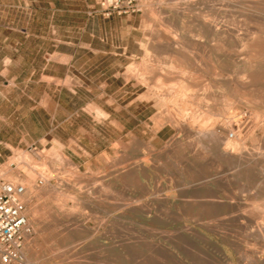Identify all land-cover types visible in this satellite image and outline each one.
I'll return each instance as SVG.
<instances>
[{"label": "rangeland", "instance_id": "374dc122", "mask_svg": "<svg viewBox=\"0 0 264 264\" xmlns=\"http://www.w3.org/2000/svg\"><path fill=\"white\" fill-rule=\"evenodd\" d=\"M254 1L264 3V0ZM97 3L98 0H0V173L12 181L13 178L5 175V171L8 168L17 171L20 163V176L24 177L23 175L26 173H31L35 178L33 180H36L35 185L38 191L36 194L44 193L40 196L34 194L32 203L27 205L30 234L26 239L32 240L25 239L24 249L26 250L23 249V255L31 261L28 263L23 257V261L16 264H101L102 262L104 264L106 261L108 264H153L155 261L157 264H161L162 262L153 258H158L159 254L163 253L167 256L163 254L162 256H165L163 259L160 256L163 262H166L164 264H254L253 262L256 261L257 264H264V240L256 234V226L264 223V207L262 206L264 204V158H262L264 151L261 149V146L264 149V126H261L264 119L262 117L264 116V100L262 99L264 98V84L259 81L248 90L239 86L240 92L235 89V85L238 88L240 81H246V77L243 75L246 74L247 69V51L241 45L235 46L232 43L223 45L224 43L209 34L205 27L217 16V9L220 11L217 22L221 21L225 26L231 24L229 26L239 28L237 31L242 38L248 34L249 30V34L254 35L253 37L257 39L262 30L264 31V7H254L255 16L247 19L244 0H239V3L237 1L235 8L232 7L233 11L231 6H228L230 4L228 0H140L141 11L139 13L105 18L100 14L93 13ZM161 3L163 4L161 5ZM225 11L226 14H224ZM229 15L230 19L227 18ZM234 16L236 17L234 18ZM257 17L261 19L263 25ZM195 27L198 30L201 28L202 31L196 30ZM163 30H166V33ZM153 34L154 36H152ZM157 35H160L161 38L155 39ZM150 37L154 44L151 42L152 39L149 40ZM160 40L166 44L161 46ZM170 42H174V44L170 45ZM218 42H221L220 46ZM174 45L180 48L175 47L176 49L173 48V51ZM156 46L160 49L159 51H156ZM165 46L168 50L162 51ZM221 46H224L225 50L221 49ZM217 47L221 50H217ZM181 51L184 53L182 54ZM259 54L255 52L252 57L254 61H249L254 64V69L261 73L264 68V61L261 60H264V56L262 58V55ZM209 59L211 61L208 63ZM177 65L181 67L177 68L178 70L175 68L178 67ZM185 65L188 66V69L184 68ZM182 68L183 72H181ZM128 71L130 74L135 73L134 76L131 75L133 77L129 78L126 75ZM146 72L149 78H145ZM238 72L241 74L238 75ZM172 74L183 80L178 78L175 81L177 78ZM232 74L235 76L233 77ZM236 75L237 78L239 76L240 81ZM159 76L163 79H158ZM169 76L171 79L167 78ZM228 76L232 79L227 80ZM142 78L145 79V82ZM154 78L159 80L156 81L157 84L153 83ZM174 78L175 80L172 81ZM196 79H198L197 84H195ZM193 80L194 83H192ZM139 81L144 84L142 85ZM146 81L150 83H146ZM228 82L230 85H227ZM53 83L59 89L64 88V90L62 94L49 98L45 92L47 86ZM145 83L148 84V88ZM158 84L162 90H159ZM203 84L205 87L207 86V89L202 86ZM184 86H187L184 88L186 91L183 90ZM228 86H232L231 89H235L237 92L234 94L235 91L233 92L231 89L229 91ZM253 88L258 91L255 92L252 90ZM175 89L180 92L184 91L183 93L178 92L182 97L176 93ZM251 90L256 93L254 94L259 99H255L253 93L250 94ZM154 91L156 96L151 93ZM166 91L169 97L166 95ZM231 91L232 93H230ZM168 92H173V95ZM259 92H262L261 95ZM186 94L187 96L190 94L191 97H186ZM157 96L159 99L156 98ZM176 98L179 101H174ZM167 100L170 101L167 103ZM172 100L178 105H175L176 103L174 104ZM180 100L182 101L180 102ZM194 100L196 104H199L195 105L194 103V106L192 104ZM254 100L263 102V105ZM183 101L188 102V105L186 103V106ZM204 101H207L210 106H207L206 102L203 103ZM211 101L216 102V105ZM246 101L247 104H245ZM172 104L177 107L174 108ZM182 107H185V110H182L183 113L181 112ZM200 108L202 109L200 110ZM179 109L180 112H177ZM97 110L102 111V117L98 115ZM206 110L210 111L208 112V114L210 113L209 117ZM184 111H188L185 112L187 115ZM224 112L228 116H218V113L221 115ZM248 112L252 113V116ZM170 113H175V115L179 113L177 114L179 117L188 118L189 120H187L191 124L196 123V118L198 122L196 124H203V122L216 124L218 121L219 123L216 125L219 127L223 126L222 122L223 124L225 122L226 124L244 122L243 127H247L257 121L255 123L261 127L250 130L247 135L249 139L247 136L245 139V147L248 159L261 151L263 152L260 154L261 157L259 154L257 155L262 158L263 167L253 166L251 170L243 171L236 165L218 159V154L208 150V146L197 140V135L175 130L170 125L161 126L158 121L161 120L163 123L166 115ZM195 113L198 114H196L197 117ZM257 113L258 116L261 115L262 120L260 116H257ZM189 114L190 117H186ZM241 115H244V118ZM255 115L256 117H254ZM216 116L218 119L219 117L223 118L219 119L221 122ZM249 117H252V122ZM208 118H211L210 122ZM160 127L163 128L160 129ZM223 127L219 130L221 131ZM152 129L156 132H152ZM252 132L253 134L250 135ZM195 139L200 142L199 145ZM253 139H255L254 142ZM252 142L258 143V146L254 144L252 147ZM188 143L191 145L190 147L187 145ZM259 144H261L260 147ZM201 145L204 147L202 148ZM128 146L130 147L127 149ZM117 147L119 148L116 149ZM195 148L198 149L195 150L196 152L201 151L198 153L199 155L195 153ZM254 148L256 151H253ZM201 149L207 150L206 153V150L203 151L206 155L202 153ZM171 150L172 153H168ZM249 152L253 153L249 154ZM167 153H171L170 156ZM208 154L209 156H207ZM205 156L208 157V160ZM104 157L108 158V161ZM202 158L204 159L201 160ZM124 163L127 164L123 166ZM211 164H214V168ZM216 169L218 173L215 171ZM47 180L49 181L47 182ZM58 184L60 185L57 186ZM208 188L218 191L220 199L217 201L222 202V206L212 208L205 205L204 200H207L205 196L208 195L206 194ZM52 193L53 196H51ZM195 193L197 196H194ZM42 198L43 200H40ZM250 198H252L251 201ZM190 199H192L191 202H189ZM52 201L59 202L56 204ZM199 201L202 203L199 204ZM39 204L40 207H37ZM65 204H68L67 207ZM31 205H36L35 209L46 205L47 209L43 206L37 214ZM59 207H63L65 210H61L62 208ZM73 207L76 208V211L73 210ZM126 207L127 209H125ZM43 208L44 210H42ZM246 208L251 210L248 211ZM59 209L63 212H59ZM216 209L221 212H216ZM48 210L50 214L47 212ZM244 211L247 214L243 215ZM41 212L45 214L43 213L42 216ZM237 212L239 215H246L245 217L251 219L255 226L252 222L248 224L245 219L237 221L234 216L237 215ZM68 215L73 216L67 218ZM38 217L41 220H38ZM223 218L224 220H222ZM36 219L38 223H33ZM70 226L71 231L68 229ZM59 228L60 230H58ZM247 231L251 237L248 236ZM251 231L252 233H250ZM59 232L61 233L59 234ZM253 233L257 239L252 235ZM139 239H144V241H139ZM255 245L259 249L258 251L254 250ZM48 246L52 250L49 251ZM261 248V253H259ZM236 249L240 251L243 249V251L237 252ZM52 251L53 255H51ZM62 251L65 255L61 254ZM56 253H60L62 257L59 256L60 254L56 257ZM252 254L254 256L250 257ZM31 255L38 256L39 259L34 260ZM242 256L252 262H248L247 258L241 259ZM257 256L259 259H255ZM134 257L137 259L136 262ZM143 258L146 261L144 259L143 262H138V259L142 261ZM98 260L99 262H97Z\"/></svg>", "mask_w": 264, "mask_h": 264}, {"label": "bare ground", "instance_id": "6f19581e", "mask_svg": "<svg viewBox=\"0 0 264 264\" xmlns=\"http://www.w3.org/2000/svg\"><path fill=\"white\" fill-rule=\"evenodd\" d=\"M172 1V0H171ZM176 1V0H175ZM229 1V5L228 6H231V8L233 7V8H235L234 6H235V3L238 1V3H239V0H228ZM161 2H163V1H161ZM171 3V2H170ZM159 4H160V2H159ZM163 3H161V5H162ZM237 4V3H236ZM244 4H245V8L246 9H244L245 10V14H246V16L248 17L247 19H251V18H253V16H255V14L256 13H254L255 11L253 10V8L254 7H259V6H261V7H264V3H262V2H257V1H254V0H244ZM177 5V4H176ZM223 6V5H222ZM149 7V6H148ZM220 7H221V5H220ZM242 7V6H241ZM240 7V8H241ZM257 7V8H258ZM232 8V11L234 10ZM173 9V8H172ZM227 9V8H226ZM237 9V8H236ZM239 9V8H238ZM243 9V8H242ZM256 9V8H255ZM221 10H223V9H221ZM228 10V9H227ZM257 10V9H256ZM151 12L152 11H154V10H150ZM237 11V10H236ZM149 12V11H148ZM150 12V13H151ZM220 11H218L217 9H216V17L212 20V21H210V22H208L207 24H206V30H207V32L209 33V34H211L212 36H214V37H216V38H219L224 44L223 45H226V44H229V43H232V44H234L235 46H239V45H241V46H243L244 47V49L247 51V55H248V62H246L247 63V66H246V74L245 75H243L244 77H246V81L245 82H243V81H240L238 78H239V76H238V78H237V75H236V78L241 82H237L239 85H238V88H237V86L235 85V89H239V86H242L241 88H243V87H245V89H251L252 88V86H254V84L255 83H259V81H262L263 82V84H264V68H262V70H263V72H257L255 69H254V64H251L250 63V61L249 60H253L252 59V57H253V54L255 53V52H258V54L259 55H262L261 57L263 58V56H264V31L262 30V32H261V30H260V32H261V35H260V37H257V39L255 38V37H253L251 34H249V30H248V34L246 35V36H244L243 38L240 36V34H238L239 32V28L238 29H236V28H233L232 26H229V25H231V24H229L228 26H225L223 23H221V21L220 22H217V19H218V13H219ZM244 12V11H243ZM243 12H242V14H243ZM154 13V12H153ZM159 13L161 14V12L159 11ZM212 13V12H211ZM227 12L225 11V13L224 14H226ZM148 14V13H147ZM155 14H156V12H155ZM155 14H154V16H155ZM207 14H208V12H207ZM221 14H223V13H221ZM245 14H243V15H245ZM264 14V13H263ZM150 15V14H149ZM153 15V14H152ZM209 15V14H208ZM239 15V14H238ZM241 15V14H240ZM258 15V14H257ZM256 15V16H257ZM212 16H214V15H212ZM264 16V15H263ZM150 17V16H149ZM236 16H234V18H235ZM239 17V16H238ZM259 17V16H258ZM257 17V18H258ZM148 18V17H147ZM152 18V17H151ZM227 18H229L230 19V15H229V17H227ZM262 18V17H261ZM154 19V18H153ZM153 19H152V21H153ZM158 18H156V20H157ZM226 19V18H225ZM232 19V18H231ZM237 19V18H236ZM239 19V18H238ZM254 19H255V17H254ZM259 19V18H258ZM257 19V21L259 22V20L261 21V19H259L258 20ZM164 20V19H163ZM174 20V19H173ZM173 20H172V22H173ZM200 20V19H199ZM241 20V19H240ZM240 20H238V21H240ZM264 20V19H263ZM148 21V20H147ZM147 21H146V23H147ZM158 21V20H157ZM245 21V20H244ZM154 22V21H153ZM159 22V21H158ZM172 22H171V24H172ZM203 22V21H202ZM201 23V22H200ZM199 23V24H200ZM239 23V22H238ZM247 23V22H246ZM255 23V22H254ZM257 23V22H256ZM255 23V24H256ZM261 24H262V21L260 22ZM264 23V22H263ZM150 24V23H149ZM163 24V23H162ZM161 24V25H162ZM167 24H168V22H167ZM170 24V25H171ZM254 24V25H255ZM161 25H160V27H161ZM165 25V24H164ZM173 25V24H172ZM171 25V26H172ZM234 25V24H233ZM249 25V24H248ZM263 25V24H262ZM159 26V25H158ZM163 26V25H162ZM174 26V25H173ZM199 26V25H198ZM197 26V27H198ZM264 26V25H263ZM160 27H159V30H160ZM166 27H169V26H166ZM178 27V26H177ZM197 27H195V29L196 30H198L197 29ZM204 27V28H205ZM232 27V28H231ZM157 28V27H156ZM162 28V27H161ZM170 28V27H169ZM192 28V27H191ZM254 28V27H253ZM163 29V28H162ZM259 29V28H258ZM158 30V31H159ZM171 30V29H170ZM170 30H168V31H170ZM199 30H201V28L199 29ZM198 30V31H199ZM238 30V31H237ZM148 31V30H147ZM162 31V30H161ZM164 31V30H163ZM192 31V30H191ZM190 31V32H191ZM197 31V32H198ZM202 31V30H201ZM200 31V32H201ZM153 32V31H152ZM165 33H166V30L164 31ZM187 32H188V30H187ZM186 32V33H187ZM200 32H198V33H200ZM154 33V32H153ZM157 33H159V32H157ZM164 33V34H165ZM174 33V32H173ZM177 33V32H176ZM185 33V34H186ZM161 34V33H160ZM169 34H171V33H169ZM191 34V33H190ZM166 35V34H165ZM167 35H168V33H167ZM174 35H175V33H174ZM177 35H178V33L176 34V38H177ZM201 35H203V34H201ZM257 35V34H256ZM151 36V35H150ZM152 36H154V34L152 35ZM168 36H170V35H168ZM191 36H192V34H191ZM194 36V35H193ZM243 36V35H242ZM157 38H161L160 37V35H157V37L155 36V39H157ZM170 38H171V36H170ZM172 38H174L173 36H172ZM152 38L150 37V39L149 40H151ZM175 39V38H174ZM174 39H173V41H174ZM178 39V38H177ZM195 39V38H194ZM202 39V38H201ZM165 40H168L167 38H165ZM153 41V39L151 40V42ZM169 41H170V39H169ZM169 41H167V42H169ZM195 41V40H194ZM198 41V40H197ZM157 42H159V41H157ZM160 42H162L161 43V46H162V44H166V43H163V41H161L160 40ZM196 42V41H195ZM212 42V41H211ZM228 42V43H227ZM153 43V42H152ZM171 43L172 42H170V45H171ZM176 43H177V40H176ZM219 43V42H218ZM221 43V42H220ZM220 43H219V46H220ZM154 44V43H153ZM160 44V43H159ZM172 44H174V42L172 43ZM179 44V43H178ZM177 44V45H178ZM198 44V43H197ZM213 44V43H212ZM156 45V44H155ZM196 45V44H195ZM158 46V45H157ZM156 46V47H157ZM160 46V47H161ZM166 46H168V45H166ZM166 46H165V48H164V50H162V51H166V50H168V49H166ZM171 47V46H170ZM176 47V45H174V47H172V50H173V48H175ZM211 47V46H210ZM158 48V47H157ZM156 48V51L158 50H160L159 48L157 49ZM169 48V47H168ZM176 48H180V47H176ZM175 48V49H176ZM185 48V47H184ZM192 48V47H191ZM212 48V47H211ZM221 49H223V50H225V48H224V46H221L220 47ZM242 48V47H241ZM148 49V48H147ZM166 49V50H165ZM171 49V48H170ZM169 49V50H170ZM198 49V48H197ZM221 49H218V47H217V50H221ZM153 50H155V49H153ZM172 50H170L171 51V53L174 55V53L172 52ZM178 50V49H177ZM180 50V49H179ZM239 50V49H238ZM237 50V51H238ZM174 51V50H173ZM191 51H193V50H191ZM236 51V52H237ZM243 51V50H242ZM182 52V51H181ZM232 52V51H231ZM241 52V51H240ZM245 52V51H244ZM165 53V52H164ZM170 53V54H171ZM176 53V52H175ZM177 53H178V51H177ZM176 53V54H177ZM180 53V52H179ZM184 52H182V54H183ZM188 53H189V51H188ZM193 53V52H192ZM225 53H227V52H225ZM234 53V52H233ZM238 53V52H237ZM162 54V53H161ZM172 54H171V56H172ZM195 54V53H194ZM228 54H230V52H228ZM232 54V53H231ZM246 54V53H245ZM166 55V54H165ZM170 56V55H169ZM179 56V55H178ZM183 56H185V55H183ZM195 56H197L196 54H195ZM238 56V55H237ZM256 56V55H255ZM174 57V56H173ZM187 58H188V56H186ZM240 57H241V55H240ZM259 57V56H258ZM258 57H256L257 59H258ZM185 58V57H184ZM207 58V57H206ZM242 58H243V56H242ZM255 58V57H254ZM262 58H260V59H262ZM189 59V58H188ZM194 59V58H193ZM202 59V58H201ZM257 59H255V60H257ZM151 60V59H150ZM169 60V59H168ZM176 60H178V59H176ZM184 60H186V59H184ZM190 60V59H189ZM188 60V61H189ZM195 60V59H194ZM241 60H243V59H241ZM166 61V60H165ZM173 61V60H172ZM211 60L209 59V61L207 60V62L209 63ZM230 61H232V60H230ZM237 61V60H236ZM254 61V60H253ZM252 61V62H253ZM259 61V60H258ZM261 61H264V60H261ZM261 61H259V62H261ZM205 62H206V60H205ZM160 63H162V62H160ZM174 63H175V61H174ZM174 63H173V65H174ZM179 63V62H178ZM185 63V62H184ZM189 64H190V62H188ZM245 63V64H246ZM250 63V64H249ZM145 64H146V62H145ZM165 64H167V63H165ZM169 65H170V63H168ZM172 64V63H171ZM187 64V63H186ZM188 64V65H189ZM237 64V63H236ZM147 65V64H146ZM163 65V64H162ZM172 65V66H173ZM176 65V64H175ZM211 65V64H210ZM214 65V64H213ZM256 65V64H255ZM137 66V65H136ZM164 66H166V65H164ZM178 66V65H177ZM181 66H182V64H181ZM194 66V65H193ZM192 66V67H193ZM197 66V65H196ZM238 66V65H237ZM138 67V66H137ZM147 68H148V66H146ZM146 67H144V68H146ZM180 66H178V67H175L176 68V70H178L177 68H179ZM187 68L188 66L187 65H185L184 66V68ZM215 67V66H214ZM143 68V69H144ZM172 68V67H171ZM181 68V67H180ZM197 68V67H196ZM142 69V68H141ZM140 69V70H141ZM154 69V68H153ZM156 70H158L157 68H155ZM164 69H166V68H164ZM188 69V68H187ZM228 69V68H227ZM132 70V69H131ZM139 70V69H138ZM139 70V71H140ZM182 70V71H181ZM180 71L181 72H183V68L181 69ZM198 70V69H197ZM215 70V69H214ZM231 70V69H230ZM229 70V71H230ZM238 70V69H237ZM258 70V69H257ZM130 71V70H129ZM127 72V74L126 75H128V77L129 78H131V77H133L134 76V74H130V72H132V71H130V72ZM147 71H149V70H147ZM170 71V70H169ZM171 71H173V70H171ZM179 71V72H180ZM190 71V70H189ZM134 72V71H133ZM161 72V71H160ZM129 73V74H128ZM147 73V72H146ZM152 73V72H151ZM159 73V72H158ZM215 73V72H214ZM235 73H237L236 72V70H235ZM243 73V72H242ZM141 74V73H140ZM161 74V73H160ZM181 74V73H180ZM196 74V73H195ZM198 74V73H197ZM207 74V73H206ZM227 74V73H226ZM239 74H241V72L239 73L238 72V75ZM131 75H133V76H131ZM139 75V74H138ZM150 75V74H149ZM152 75V74H151ZM167 76H168V74H166ZM183 75V74H182ZM136 76V75H135ZM140 76V75H139ZM139 76H137V77H139ZM144 76H146L145 78H149V76H148V73L146 74V75H144ZM148 76V77H147ZM153 76V75H152ZM164 76H165V74H164ZM170 76H171V74H170ZM167 77V78H170L171 79V77ZM172 76H173V74H172ZM177 76V75H176ZM176 76H173V77H176ZM184 76H185V74H184ZM205 76V75H204ZM203 76V77H204ZM225 76V75H224ZM232 76H233V74H232ZM231 76V77H232ZM235 76V75H234ZM233 76V77H234ZM242 76V75H241ZM141 77H143V76H141ZM140 77V78H141ZM221 78H222V75L220 76ZM226 77V76H225ZM127 78V77H126ZM153 78V77H152ZM159 78H162V77H158V79ZM166 77H164V79H165ZM167 78H166V80H167ZM177 79L175 80V78L174 79H172V81L173 80H175V81H177L178 80V78H180V77H176ZM215 78V77H214ZM217 78V77H216ZM240 78H242V77H240ZM263 78V79H262ZM138 79V78H137ZM143 79V81L145 82V79L144 78H142ZM151 79V78H150ZM150 79H148V81H151ZM155 80H154V84H157L156 83V81H157V79L156 78H154ZM163 79V78H162ZM182 78H180V80H181ZM184 79H186L185 77H184ZM189 79V78H188ZM227 79V78H226ZM229 79H232V78H229V76H228V79L227 80H229ZM234 79V78H233ZM244 79V78H243ZM128 81H130V79H127ZM136 80V79H135ZM147 80V79H146ZM153 80V79H152ZM183 80V79H182ZM197 80L198 79H196L195 81H196V83L195 84H197ZM216 80V79H215ZM159 81V80H158ZM157 81V82H158ZM186 81H189V80H186ZM194 80H193V82L192 83H194L195 82ZM201 81V80H200ZM140 82V81H139ZM167 82H169V81H167ZM191 82V81H190ZM204 82V81H203ZM216 82H218L217 80H216ZM230 82V81H229ZM228 82V84L227 85H230V83ZM262 82H260V83H262ZM67 83V82H66ZM141 83V82H140ZM146 83H150V82H147L146 81ZM145 83V84H146ZM164 83V82H163ZM166 83V82H165ZM178 83H179V81H178ZM182 83V82H181ZM180 83V84H181ZM189 83V82H188ZM200 83V82H199ZM198 83V85H200ZM202 83V82H201ZM234 84H236L235 82H233ZM142 85L144 84L143 82L141 83ZM153 84V85H154ZM160 84V83H159ZM159 84H158V87H159ZM205 85L207 84V83H204ZM204 84L202 85V86H204ZM209 84V83H208ZM215 84H218V83H215ZM153 85H152V87H153ZM182 85V84H181ZM185 85V84H184ZM193 85V84H192ZM231 85H233L232 83H231ZM146 87L148 86V84H146L145 85ZM150 86V85H149ZM160 86H161V84H160ZM167 86V85H166ZM169 86V85H168ZM209 86H210V84H209ZM258 86V85H257ZM144 87V86H143ZM155 87V86H154ZM158 87H157V92H158ZM162 87V86H161ZM173 87V86H172ZM191 87H193V86H191ZM205 87V86H204ZM207 87V86H206ZM205 87V88H206ZM218 87V86H217ZM216 87V88H217ZM231 87L232 86H228L227 88H229V91H230V89H231ZM148 88V87H147ZM150 88V87H149ZM166 88H168V87H166ZM184 88H187V86H184L183 87V90H185ZM189 88V87H188ZM199 88H202V87H199ZM219 88V87H218ZM240 88V89H241ZM170 89V88H169ZM171 89H173V88H171ZM178 89V88H177ZM177 89H175V90H177ZM180 89V88H179ZM194 89V88H193ZM202 89H204V88H202ZM207 89V88H206ZM208 89H210V88H208ZM235 89L233 90V89H231L233 92L235 91ZM150 90H151V88H150ZM159 90H162L160 87H159ZM174 90V89H173ZM188 90H190V88L188 89ZM247 90H246V92H247ZM252 90H254L255 91V89L253 88ZM251 90V91H252ZM152 91V90H151ZM172 91V90H171ZM181 91H182V89H181ZM186 91V90H185ZM193 91V90H192ZM197 91V90H196ZM208 91V90H207ZM211 91V90H210ZM222 91V90H221ZM232 91L230 92V93H232ZM239 91V90H238ZM258 90H256L255 92H257ZM264 91V90H263ZM262 91V92H263ZM146 92V91H145ZM150 92V91H149ZM178 92H180L179 90H177L176 91V93H178ZM184 92V91H183ZM183 92H180V93H183ZM198 92V91H197ZM237 91H235L234 92V94L236 93ZM240 92V91H239ZM242 92H243V90H242ZM255 92H250V94L251 93H255ZM261 92V93H262ZM151 93H153L154 95H155V91L154 92H151ZM169 94H171L172 93V95H173V92H168ZM175 93V94H176ZM180 93H178V95L180 94ZM187 93V92H186ZM248 93V92H247ZM260 93V92H259ZM261 93H260V95H261ZM264 93V92H263ZM152 94V95H153ZM185 94V93H184ZM183 94V95H184ZM198 94V93H197ZM213 94V93H212ZM218 94V93H217ZM226 94V93H225ZM234 94H232V95H234ZM238 94V93H237ZM256 94V93H255ZM255 94H254V96H255ZM166 95L168 96V94H167V91H166ZM178 95H175V96H178ZM182 95V94H181ZM231 95V96H232ZM241 95H243V94H241ZM259 95V96H260ZM156 96V95H155ZM154 96V97H155ZM161 96H163L162 94H161ZM171 96V95H170ZM180 96V95H179ZM185 96V95H184ZM188 96H190L191 97V95L189 94ZM187 96V94H186V97H188ZM208 96V95H207ZM234 96H236V95H234ZM142 97H144V95H142ZM169 97V96H168ZM174 97V96H173ZM180 97H182V96H180ZM189 97V98H190ZM193 97V96H192ZM242 97H244V96H242ZM156 98H158L159 99V96H157ZM163 98H164V96H163ZM167 98V97H166ZM179 98V97H178ZM178 98H176V100H174V101H179V100H177ZM206 98V97H205ZM248 98V97H247ZM246 98V99H247ZM251 98V97H250ZM253 98V97H252ZM260 98H262V97H260ZM161 99H162V97H161ZM172 99V98H171ZM170 99V100H171ZM179 99H181V98H179ZM186 99V98H185ZM184 99V100H185ZM200 99V98H199ZM198 99V100H199ZM255 99H259V97H257L256 98V96H255ZM263 100H264V98H262ZM164 100H166V99H164ZM169 100V101H170ZM183 100V99H182ZM182 100H180V102L182 101ZM196 100V99H195ZM194 100V102L192 103L193 105H194V103L196 102ZM249 100V99H248ZM136 101V100H135ZM160 101V100H159ZM162 101V100H161ZM168 100H167V103L169 102ZM173 101V100H172ZM173 101V102H174ZM187 101V100H186ZM190 101V100H189ZM193 101V100H192ZM232 101V100H231ZM234 101V100H233ZM254 101H258V100H254ZM260 101H261V99H260ZM260 101H258L257 103H259ZM155 102H157V101H155ZM154 102V103H155ZM163 102V101H162ZM166 102V101H165ZM180 102H179V104H180ZM184 103H185V101H183ZM207 103V106H210L209 104H208V102L207 101H204L203 103ZM211 102H213L214 103V101H211ZM210 102V103H211ZM237 102V101H236ZM238 102H239V100H238ZM237 102V103H238ZM242 102H244L243 100H242ZM241 102V103H242ZM252 102H253V100H252ZM264 102V101H263ZM263 102H260L261 104L263 103ZM164 103V102H163ZM162 103V104H163ZM172 103V102H171ZM176 102H174V104H175ZM187 103V105H188V102H186ZM186 103H185V105H186ZM198 103V102H197ZM202 103V102H201ZM200 103V104H201ZM218 103V102H217ZM222 103H223V101H222ZM249 103H250V101H249ZM259 103V104H260ZM134 104H135V102H134ZM158 104V103H157ZM174 104H172V105H174ZM199 104V103H198ZM198 104H196L195 103V105H198ZM212 104V103H211ZM215 105H216V102L214 103ZM224 104V103H223ZM222 104V106L224 107V105ZM245 104H247V101L245 102ZM264 104V103H263ZM262 104V105H263ZM156 105V104H155ZM171 105V106H172ZM175 105H178L177 103L175 104ZM173 106L174 108H176L177 106ZM181 106H182V104H180ZM186 105V106H187ZM193 105H191V106H193ZM194 105V106H195ZM235 105V104H234ZM148 106V105H147ZM153 106V105H152ZM206 106V105H205ZM206 106V107H207ZM226 107H227V105H225ZM251 107H253L252 105H250ZM258 106V105H257ZM157 107V106H156ZM225 107V108H226ZM237 107H239V106H237ZM256 107V106H255ZM162 108V107H161ZM164 108V107H163ZM183 108V107H182ZM185 108V107H184ZM181 109V112H182V110H185V109ZM216 108V107H215ZM230 108V107H229ZM166 110H167V108H165ZM164 109V110H165ZM169 109V108H168ZM170 109H172V108H170ZM202 108H200V110H201ZM163 110V111H164ZM175 110V109H174ZM191 110V109H190ZM190 110H188V111H190ZM238 110V109H237ZM91 111V110H90ZM95 112H96V110H94ZM169 111H172V110H169ZM188 111H184V113L185 112H188ZM193 111V110H192ZM207 111V114H208V112H210V111H208V110H206ZM235 111V110H234ZM241 111V110H240ZM250 111V110H249ZM172 112H174V111H172ZM175 112H176V110H175ZM177 112H180V109H179V111H177ZM201 112V111H200ZM211 112H213L212 110H211ZM230 112V111H229ZM97 113H98V115L99 116H101L103 113H102V111H99V110H97ZM162 113H164V112H162ZM169 113V112H168ZM183 113V112H182ZM204 113H205V111H204ZM236 113H238V112H236ZM249 113V112H248ZM253 113H254V111H253ZM107 114V113H106ZM158 114V113H157ZM161 114V113H160ZM165 114V113H164ZM177 114H179V113H177ZM175 115V113L174 114H172V113H170V114H168V115H166V118L164 119V121H163V123H161V120L160 121H158V123L161 125V126H165V125H170V127L172 126V127H174L175 128V130H178V131H181V132H184V133H186V134H195V135H197V137L196 138H198L197 140H199L201 143H203L204 145H206V146H208V150H210V151H214V152H216L217 154H218V156H219V158L218 159H222V160H224V161H226L227 163H231V164H233V165H236V166H238V167H240L241 169H243V171L245 170V171H247V170H251V168L253 167V166H261V167H263V165H262V158H264V156L262 157V158H260L261 157V155L260 154H262L263 152L261 151V153H258V151H257V153L260 155V157H258L257 155V153L256 152H254L255 154H257V155H253V157L252 158H250V159H248V157H247V153H246V147H245V139H247L248 138V136L247 135H249L248 133L250 132V130H255L256 128H258V127H261V126H264V119L262 118V117H264V116H262L261 117V115H259L261 118V120L263 119V124H261V126L260 125H258V123H255V122H257V121H254V123L251 125V126H247V127H243V125H244V122H229V123H227L226 124V122L224 123V124H226L225 126H224V124H223V122H222V125L224 126H221V127H223V129L220 131L219 130V128L221 129V127H219L218 125H216L217 123H219L218 121H217V123L216 124H207V122L206 123H204L203 122V124H196V123H198L197 122V116H196V114L197 113H195V118H196V123L195 124H191V122L189 123L188 122V118H181V117H179L178 115ZM186 114V113H185ZM210 114V113H209ZM209 114H208V117H209ZM212 114V113H211ZM231 114V113H230ZM240 114V113H239ZM238 114V115H239ZM250 114V113H249ZM252 114V113H251ZM250 114V116H252ZM256 114V113H255ZM94 115V114H93ZM97 115V114H96ZM187 115V114H186ZM198 115V114H197ZM215 115V114H214ZM217 115V114H216ZM223 115H225V112L224 113H221V115H219V113H218V116H220V117H223ZM227 115V114H226ZM225 115V116H226ZM244 115H245V113H244ZM244 115L242 116L243 118H244ZM254 115V114H253ZM163 116V115H162ZM181 116V115H180ZM183 116V115H182ZM191 116H193V115H191ZM204 116V115H203ZM228 116V115H227ZM257 116H258V113H257ZM258 116V117H259ZM102 117V116H101ZM186 117H190V114H189V116H186ZM206 117V116H205ZM219 117V119H221ZM230 117H232V116H230ZM235 117V116H234ZM247 117V116H246ZM254 117H256V115L254 116ZM257 117V118H258ZM192 118V117H191ZM195 118H194V120H195ZM200 118V117H199ZM201 118H203V117H201ZM207 118V117H206ZM212 118V117H211ZM211 118L209 119V122L211 121ZM216 118L218 119V117L216 116ZM249 118H251L250 120H251V122H252V117H249ZM96 119V118H95ZM188 119V120H187ZM213 119V118H212ZM216 119V120H217ZM218 119V120H219ZM223 119V118H222ZM221 119V120H222ZM248 119V118H247ZM102 120V119H101ZM191 120H193V118L191 119ZM200 120V119H199ZM214 120V119H213ZM225 120V119H224ZM255 120V119H254ZM256 120H259V119H256ZM202 121V120H201ZM220 121V120H219ZM240 121H241V119H240ZM248 121V120H247ZM246 121V122H247ZM99 122H101V121H99ZM154 122V121H153ZM200 122V121H199ZM216 122V121H215ZM221 122V121H220ZM228 122V121H227ZM249 122V121H248ZM116 123V122H115ZM146 125V124H145ZM249 125V124H248ZM219 128H218V127ZM163 127H160V129L161 128H163ZM154 128V127H153ZM158 128V127H157ZM159 129V128H158ZM152 132H156V131H153V129H152ZM255 133V132H254ZM263 133V132H262ZM251 134H253V132L252 133H250V135ZM134 135V134H133ZM130 136V135H129ZM156 136V135H155ZM246 136H247V138H246ZM254 136V135H253ZM258 136V135H257ZM135 137V136H134ZM136 139H137V137H135ZM134 138V139H135ZM175 138H176V136H175ZM174 139V138H173ZM172 139V140H173ZM194 139V138H193ZM249 139V138H248ZM133 140V139H132ZM196 140V139H195ZM197 140H196V142H197ZM254 140L255 139H253V142H254ZM131 141V140H130ZM129 141V142H130ZM187 141V140H186ZM191 141V140H190ZM194 141V140H193ZM250 141V140H249ZM259 141H260V139H259ZM262 141V140H261ZM195 142V143H196ZM200 142H197L198 143V145H199V143ZM252 142V144L251 145H253L252 147H254V144L256 143V141H255V143H253ZM250 143H251V141H250ZM261 143V142H260ZM130 144V143H129ZM132 144V143H131ZM166 144H168V143H166ZM194 144V143H193ZM171 145V144H170ZM177 145H181V144H177ZM187 145H189V143L187 144ZM197 145V146H198ZM250 145V146H251ZM260 145L261 144H259V147H260ZM137 146V145H136ZM135 146V147H136ZM167 146V145H166ZM191 145H189V147H190ZM202 146V145H201ZM255 146H258V143L257 144H255ZM130 146H128L127 147V149L129 148ZM134 147V148H135ZM188 147V148H189ZM194 147H195V145H194ZM204 146H202V148H203ZM251 147V148H252ZM258 147V148H259ZM119 147H117L116 149H118ZM138 148V147H137ZM164 148H165V146H164ZM167 148V147H166ZM198 148V147H197ZM197 148H195L194 149V151L197 149ZM201 148V147H200ZM206 148V147H205ZM250 148V149H251ZM192 149H193V145H192ZM199 149V148H198ZM197 149V150H198ZM255 149V148H254ZM256 149H257V147H256ZM256 149L255 150H253V151H256ZM261 149L264 151V149H263V147L261 146ZM202 150V149H201ZM206 149H204V150H202V153H203V151H205ZM252 150V149H251ZM258 150V149H257ZM164 151V150H163ZM260 151V150H259ZM169 152H171L172 153V150L171 151H168V153ZM201 152V151H200ZM200 152H196L195 151V153H197V155H199L198 153H200ZM207 152V150L205 151V153ZM167 153V154H168ZM170 153V154H171ZM191 153H193V151H191ZM209 153V152H208ZM251 152H249V154H250ZM253 153V152H252ZM251 153V154H252ZM142 154V153H141ZM159 154V153H158ZM170 154H168L169 156H170ZM204 154V153H203ZM211 154V153H210ZM248 154V155H249ZM264 154V153H263ZM26 155V154H25ZM25 155H23L24 157H26ZM28 155V154H27ZM57 155V154H56ZM196 155V154H195ZM204 155H206V154H204ZM19 156H21V155H19ZM22 156V157H23ZM207 156H209V154L207 155ZM251 156V155H250ZM161 157V156H160ZM206 157V156H205ZM204 157V158H205ZM211 157V156H210ZM27 158H28V156H27ZM26 158V159H27ZM105 158V157H104ZM146 158V157H145ZM173 158V157H172ZM198 158V157H197ZM200 158V157H199ZM204 158H202L201 160H203ZM17 159V158H16ZM19 159V158H18ZM65 159V158H64ZM105 159H107V161H108V158H105ZM117 159V158H116ZM20 160H21V157H20ZM23 160V159H22ZM50 160V159H49ZM121 160V159H120ZM206 160H208V157H206ZM212 160V159H211ZM25 161V160H24ZM24 161H23V164H24ZM61 161V160H60ZM70 161V160H69ZM174 161H176V160H174ZM213 161V160H212ZM216 161H217V158H216ZM119 162V161H118ZM182 163V162H181ZM213 163H215V162H213ZM29 164V163H28ZM106 164V163H105ZM113 164H115V163H113ZM125 164H127V163H124L123 164V166L125 165ZM130 164V163H129ZM207 164H210V163H207ZM116 165V164H115ZM213 165L214 164H211V166L213 167ZM215 165H216V163H215ZM20 163L18 164V169H17V171H15V170H12V169H7V171H5V175H9L10 177H12L11 179H12V182H14V183H21L22 185H24L25 186V188H26V194L24 195V197H23V201L26 203V205H30L31 203H32V201H33V198H34V194H36V183H35V181L33 180V179H35V178H33V176L31 175V173H29L28 172V174L26 173V175H23L24 177H21L20 176V174H19V170L21 169L20 167ZM121 166V165H120ZM206 166V165H205ZM216 166H218V164L216 165ZM215 166V167H216ZM35 167V166H34ZM119 167V166H118ZM148 167V166H147ZM157 167V166H156ZM185 167V166H184ZM230 167V166H229ZM22 168H24V167H22ZM117 168V167H116ZM138 168V167H137ZM146 168V167H145ZM175 168V167H174ZM209 168V167H208ZM214 168V167H213ZM25 170V169H24ZM117 170V169H116ZM171 170H173V169H171ZM201 170V169H200ZM219 170V169H218ZM189 171H191V170H189ZM197 171V170H196ZM211 171H212V169H211ZM215 171H217V169L215 170ZM25 172H27V171H25ZM40 172V171H39ZM64 172V171H63ZM110 172V171H109ZM198 172V171H197ZM216 173V172H215ZM217 173H218V171H217ZM25 174V173H24ZM40 174V173H39ZM166 174V173H165ZM184 174V173H183ZM186 174V173H185ZM189 175H190V173H188ZM201 174V173H200ZM263 174V173H262ZM2 175V174H1ZM61 175V174H60ZM205 175V174H204ZM218 175V174H217ZM230 175V174H229ZM228 175V176H229ZM240 175V174H239ZM3 177H4V175H2ZM41 176V175H40ZM246 176H248L247 174H246ZM254 175H252V177H253ZM146 177V176H145ZM150 177V176H149ZM202 177H204V176H202ZM227 177V176H226ZM248 177H250V176H248ZM255 177V176H254ZM259 178H260V176H258ZM263 177V176H262ZM5 179H7L6 177H4ZM201 178V177H200ZM217 178V177H216ZM215 178V179H216ZM246 178V177H245ZM177 179V178H176ZM206 179V178H205ZM204 179V180H205ZM224 179H226V178H224ZM241 179V178H240ZM8 180V179H7ZM74 180V179H73ZM72 180V181H73ZM178 180V179H177ZM216 180H218V178L216 179ZM227 180V179H226ZM233 180V179H232ZM248 180V179H247ZM49 180H47V182H48ZM215 181V180H214ZM228 181V180H227ZM234 181V180H233ZM251 181V180H250ZM74 182V181H73ZM242 182V181H241ZM138 183V182H137ZM206 183V182H205ZM236 183V182H235ZM251 183H252V181H251ZM49 184H50V182H49ZM61 184V183H60ZM60 184H58L57 186H59ZM75 184V183H74ZM242 185V184H241ZM261 185V184H260ZM71 186V185H70ZM83 186V185H82ZM201 186V185H200ZM199 186V187H200ZM244 186V185H243ZM259 186V185H258ZM39 187V186H38ZM37 187V188H38ZM61 187V186H60ZM65 187V186H64ZM76 187V186H75ZM125 187V186H124ZM220 187H222V186H220ZM250 187V186H249ZM253 187V186H252ZM147 188V187H146ZM263 188V187H262ZM50 189V188H49ZM48 189V190H49ZM60 189H62V188H60ZM64 189H66V188H64ZM69 189V188H68ZM126 189V188H125ZM183 189V188H182ZM181 189V190H182ZM186 189V188H185ZM192 189V188H191ZM250 189V188H249ZM259 189H261L260 187H259ZM42 190V189H41ZM72 190V189H71ZM162 190V189H161ZM180 190V191H181ZM263 190H264V188H263ZM56 191V190H55ZM70 191V190H69ZM73 191V190H72ZM80 191V190H79ZM156 191V190H155ZM154 191V192H155ZM261 191V190H260ZM38 192V191H37ZM45 192V191H44ZM57 192V191H56ZM68 192V191H67ZM160 192V191H159ZM230 192V191H229ZM250 192V191H249ZM249 192H246L247 194H249ZM252 192V191H251ZM263 192V191H262ZM61 193V192H60ZM59 193V194H60ZM80 193V192H79ZM161 193V192H160ZM186 193V192H185ZM184 193V194H185ZM44 193L43 192H40V193H37L36 195H38V196H40V195H43ZM50 194V193H49ZM58 194V193H57ZM63 194V193H62ZM61 194V195H62ZM65 194H67V193H65ZM196 194V193H195ZM194 194V196H197V194L195 195ZM206 194H208V195H206L205 196V198H207V200H204L205 201V205L206 206H208V207H212V208H214L215 206H222L223 204H221L222 202H218L217 201V199H220L219 197H218V191L217 190H215V189H213V188H208L207 189V193ZM221 194V193H220ZM252 194V193H251ZM56 194L54 193V196H55ZM61 195H59V196H61ZM68 195H70L69 193H68ZM223 195V194H222ZM225 195H227V194H225ZM254 195V194H253ZM51 196H53V193H52V195ZM123 196V195H122ZM146 196V195H145ZM258 196V195H257ZM42 197V196H41ZM40 197V198H41ZM58 197V196H57ZM64 197V196H63ZM231 197H233V196H231ZM254 197H256V196H254ZM39 198V197H38ZM56 198V197H55ZM59 199H60V197H58ZM57 198V199H58ZM66 198H69V197H66ZM122 198V197H121ZM142 198V197H141ZM159 198V197H158ZM63 199V198H62ZM71 199H72V197H71ZM147 199V198H146ZM40 200H43V198L42 199H40ZM39 200V201H40ZM50 200V199H49ZM53 200V199H52ZM68 200V199H67ZM74 200V199H73ZM134 200V199H133ZM191 200L192 199H190V201L189 202H191ZM199 200H201V199H199ZM214 200H216V201H214ZM228 200V199H227ZM231 200H233V199H231ZM252 200V198H250V201ZM255 200V199H254ZM75 201V200H74ZM81 201V200H80ZM184 201H185V199H184ZM202 201V200H201ZM204 201H202V202H204ZM35 202V201H34ZM54 201H52V203H53ZM59 202V201H58ZM57 202V203H58ZM121 202V201H120ZM119 202V203H120ZM132 202H135V201H132ZM202 202H198L199 204L200 203H202ZM50 203H51V201H50ZM54 203H56V202H54ZM56 203V204H57ZM82 203H84V202H82ZM121 203H123V202H121ZM120 203V204H121ZM256 203V202H255ZM259 203V202H258ZM34 204V203H33ZM37 204V203H36ZM45 204V203H44ZM64 204V203H63ZM119 204V205H120ZM127 204V203H126ZM131 204V203H130ZM137 204V203H136ZM195 204H196V202H195ZM225 204V203H224ZM244 204V203H243ZM263 204V203H262ZM68 205V204H67ZM67 205L65 204V206L67 207ZM117 205V204H116ZM128 205V204H127ZM202 205V204H201ZM248 205V204H247ZM253 205V204H252ZM251 205V206H252ZM258 205V204H257ZM32 207H36V205H31ZM30 206V207H31ZM40 207V204L39 205H37V207ZM45 208L47 207L46 205H43ZM42 206V207H43ZM60 206H61V203H60ZM126 206V205H125ZM138 206V205H137ZM187 206V205H186ZM249 206H250V204H249ZM263 207H264V204L262 205ZM32 207H31V210H33L32 209ZM35 207H34V209H35ZM41 207V208H42ZM128 207V206H127ZM127 207L125 208V209H127ZM143 208H144V206H142ZM146 207V206H145ZM204 207V206H203ZM233 207V206H232ZM261 207V206H260ZM260 207H258V208H260ZM41 208H37V209H35V210H33V211H35V212H37V214H38V212H39V210H41ZM57 208H58V205H57ZM61 210H65V209H63V207H59ZM72 208V207H71ZM238 208V207H237ZM255 208V207H254ZM30 209V208H29ZM47 209V208H46ZM48 209H50V208H48ZM59 209V212L61 211ZM75 209V211H76V208H74L73 207V210ZM78 209H80V208H78ZM120 209V208H119ZM238 209H240V208H238ZM246 209H248V208H246ZM246 209H245V211H246ZM250 209V208H249ZM248 209V211H250ZM256 210H257V208H255ZM255 209H254V211H255ZM261 209V208H260ZM264 209V208H263ZM42 210H44V208L42 209ZM70 210V209H69ZM144 210V209H143ZM253 210V209H252ZM33 211H31L32 213H33ZM106 211H108V210H106ZM165 211V210H164ZM211 211V210H210ZM244 211V213H242L243 215L244 214H247V212H245ZM27 212H29L28 210H27ZM48 213H49V210L47 211ZM61 212H63V211H61ZM105 212V211H104ZM109 212V211H108ZM159 212V211H158ZM216 212H218V213H220L221 212V210H219V209H216ZM257 212V211H256ZM262 212V211H261ZM260 212V213H261ZM42 213V212H41ZM44 213V212H43ZM43 213L41 214L42 216H43ZM68 213V212H67ZM69 213H70V211H69ZM72 213V212H71ZM77 213V212H76ZM107 213V212H106ZM250 213V212H249ZM35 214V213H34ZM45 214V213H44ZM50 214V213H49ZM64 214V213H63ZM74 214H75V212H74ZM73 214V215H74ZM167 214V213H166ZM214 214H215V209H214ZM234 214V213H233ZM232 214V215H233ZM236 214V213H235ZM242 214H238V212H237V215H234V216H236L235 218L237 219V221L238 220H240V219H245L246 221H247V223L248 224H250L251 222L253 223V221H251V219H248V218H246L245 216H243ZM253 214V213H252ZM255 214V213H254ZM47 215V214H46ZM73 215H68L67 216V218H71ZM77 215V214H76ZM170 215V214H169ZM221 215V214H220ZM33 216V215H32ZM39 216V215H38ZM45 216V215H44ZM58 216V215H57ZM80 216V215H79ZM151 216V215H150ZM249 216V215H248ZM253 216V215H252ZM47 217V216H46ZM198 217V216H197ZM220 217H222V216H220ZM49 218V217H48ZM66 218V217H65ZM76 218V217H75ZM261 218V217H260ZM43 219V218H42ZM59 219V218H58ZM195 219V218H194ZM233 219H234V217H233ZM33 220V219H32ZM38 220H41V218L39 219V217H38ZM45 220V219H44ZM84 220V219H83ZM102 220H104V219H102ZM216 220V219H215ZM217 220H219V219H217ZM221 220V219H220ZM222 220H224V218L222 219ZM235 220V219H234ZM106 221V220H105ZM35 222H37V219H36V221L34 220V222L33 223H35ZM76 222V221H75ZM219 222V221H218ZM217 222V223H218ZM223 222V221H222ZM29 223H30V221H29ZM38 223V222H37ZM70 223V222H69ZM73 223V222H72ZM77 223V222H76ZM104 223V222H103ZM208 223H209V221H208ZM211 223V222H210ZM68 224V223H67ZM104 224H106V223H104ZM221 224V223H220ZM232 224V223H231ZM40 225V224H39ZM39 225H38V227H39ZM43 225V224H42ZM77 225V224H76ZM79 225V224H78ZM77 225V226H78ZM216 225H218V224H216ZM252 225V224H251ZM253 225L255 226V224L253 223ZM58 226V225H57ZM56 226V227H57ZM118 226H119V224H118ZM121 226V225H120ZM253 226V227H254ZM41 227V226H40ZM53 227V226H52ZM59 227V226H58ZM61 227V226H60ZM74 227V226H73ZM257 227V236L259 235L260 236V238H263V240H264V223L262 224V225H260V226H256ZM75 228V227H74ZM78 228V227H77ZM117 228V227H116ZM119 228V227H118ZM126 228V227H125ZM128 229H130L129 227H127ZM64 229V228H63ZM68 229H70V231H71V226L68 228ZM185 229V228H184ZM251 229H252V227H251ZM250 229V230H251ZM254 229V228H253ZM48 230V229H47ZM58 230H60V228L58 229ZM74 230V229H73ZM76 230H78V229H76ZM187 230V229H186ZM189 230V232H190V229H188ZM249 230V231H250ZM35 231V230H34ZM50 231V230H49ZM75 231V230H74ZM215 231H217L216 229H215ZM219 231V230H218ZM246 231V230H245ZM249 231H247V234H248V232ZM57 232V231H56ZM64 232H66L65 230H64ZM69 232V231H68ZM121 232V231H120ZM130 232V231H129ZM188 232V231H187ZM254 233H255V229H254V231H253ZM43 233V232H42ZM45 233V232H44ZM52 233V232H51ZM58 233V232H57ZM61 232H59V234H60ZM134 233V232H133ZM195 233V232H194ZM194 233H193V235H194ZM226 233V232H225ZM250 233H252V231L250 232ZM254 233L252 234L253 236H254ZM54 234V233H53ZM67 234V233H66ZM70 234V233H69ZM68 234V235H69ZM247 234H246V236H247ZM56 235V234H55ZM67 235V236H68ZM95 235V234H94ZM127 235V234H126ZM195 235H197L196 233H195ZM70 236V235H69ZM128 236V235H127ZM248 236H250L251 237V235L250 234H248ZM247 236V237H248ZM62 237V236H61ZM123 237H124V235H123ZM196 237H198V236H196ZM255 238H256V236H254ZM41 238V237H40ZM65 238V237H64ZM67 238H70V237H67ZM162 238V237H161ZM259 238V237H258ZM127 239V238H126ZM257 239V238H256ZM26 240H32V239H26ZM141 239H139V241H140ZM171 240V239H170ZM259 240V239H258ZM35 241V240H34ZM59 241V240H58ZM69 241H70V239H69ZM131 241V240H130ZM138 240H137V242H139ZM141 241H144V239H142ZM255 241V240H254ZM30 242V241H29ZM133 242H135V241H133ZM136 242V243H137ZM248 242V241H247ZM52 243V242H51ZM54 243V242H53ZM62 243H65V242H62ZM131 243V242H130ZM255 243V242H254ZM253 243V244H254ZM34 244V243H33ZM129 244V243H128ZM151 244H153V243H151ZM35 245V244H34ZM50 245V244H49ZM53 245V244H52ZM56 245V244H55ZM137 245V244H136ZM147 246L149 245V244H146ZM32 246V245H31ZM45 246V245H44ZM111 246H113V245H111ZM150 246V245H149ZM153 246H154V244H153ZM246 246V245H245ZM257 245H255V249L254 250H259V249H257V247H256ZM114 247V246H113ZM152 247V246H151ZM46 248H47V246H46ZM150 248V247H149ZM148 248V249H149ZM153 248V247H152ZM155 249H156V245H155V247H154ZM153 248V249H154ZM246 248H247V246H246ZM259 248V247H258ZM48 249H49V251L50 250H52V249H50L49 248V246H48ZM54 249V248H53ZM67 249V248H66ZM152 249V250H153ZM154 249V250H155ZM160 249V248H159ZM240 249V248H239ZM24 250H26V249H24ZM60 250V249H59ZM58 250V251H59ZM62 250V249H61ZM64 250V249H63ZM68 250V249H67ZM153 250V251H154ZM245 250V249H244ZM254 250H252V251H254ZM261 250H262V248L260 249V252L259 253H261ZM28 251V250H27ZM31 250H30V248H29V252H30ZM54 251V250H53ZM53 251H52V254L51 255H53ZM131 251V250H130ZM184 251V250H183ZM236 251L238 252V251H240V250H237L236 249ZM243 251V249L240 251V252H242ZM246 251V250H245ZM244 251V252H245ZM251 251V252H252ZM41 252V251H40ZM60 252V251H59ZM63 252V251H62ZM64 252H65V250H64ZM61 253L62 255L64 254L65 255V253ZM129 252V251H128ZM132 252V251H131ZM133 252H135V251H133ZM68 253H70V252H68ZM141 253V252H140ZM152 253V252H151ZM160 253V252H159ZM158 253V254H159ZM246 253V252H245ZM57 254V253H56ZM58 254H60V253H58ZM58 254H57V256L56 257H58ZM59 255L60 257H62V255ZM152 254H154V253H152ZM163 254H165V253H163ZM163 254H159L160 256H162ZM242 254H244V253H241V255ZM38 255V254H37ZM54 255H55V253H54ZM133 255V254H132ZM245 255V254H244ZM256 255V254H255ZM71 256V255H70ZM74 256V255H73ZM134 256V255H133ZM160 256L158 257V258H153V259H158L159 261L158 262H162L161 264H164V262H163V258L166 256V254H165V256H162V259L160 258ZM238 256V255H237ZM239 256H240V254H239ZM246 256V255H245ZM254 255L252 254V256H250V257H253ZM23 257L27 260V262L28 261H31L30 259H28V257H26V256H24L23 255ZM43 257V256H42ZM148 257V256H147ZM146 257V258H147ZM151 257V259H152V255L150 256ZM157 257V256H156ZM167 257V256H166ZM249 257V258H250ZM23 258V259H24ZM31 258L32 259H34V260H38L39 258H38V256H35V255H31ZM52 258H54V257H52ZM241 259H245V258H247V257H244V256H242V257H240ZM259 259V257L257 256L255 259ZM55 259V258H54ZM115 259V258H114ZM129 259V258H128ZM133 259H135V257L133 258ZM144 259L145 258H143V260L142 261H140L139 259H138V262H143L144 261ZM204 259V258H203ZM248 259V258H247ZM246 259V260H247ZM253 259V258H252ZM251 259V260H252ZM68 260H69V258H68ZM107 260V259H106ZM112 260V259H111ZM136 260L137 259H135L134 261L136 262ZM148 260V259H147ZM162 260V261H161ZM166 260V259H165ZM171 260H173V259H171ZM44 261V260H43ZM66 261H67V259H66ZM132 261V260H131ZM145 261H146V259H145ZM151 261V260H150ZM174 261V260H173ZM253 261H255V260H253ZM26 262V261H25ZM33 262V261H32ZM37 262H39V261H37ZM36 262V263H37ZM64 262V261H63ZM68 262V261H67ZM97 262H99V260L97 261ZM152 262H153V260H152ZM248 262H252V261H250L249 259H248ZM257 262V261H256ZM256 262H253L254 264L256 263ZM263 262V261H262ZM29 263V262H28ZM51 263V262H50ZM62 263V262H61ZM101 263V262H100ZM105 263H107V261L105 262ZM104 263V264H105ZM147 263V262H146ZM154 263H156V261L155 262H153V264ZM166 263V262H165ZM0 264H5V263H3L1 260H0ZM16 264V263H15ZM26 264V263H25ZM34 264V263H33ZM37 264H39V263H37ZM78 264V263H77ZM80 264V263H79ZM91 264V263H90ZM98 264V263H97ZM101 264H103V262L101 263ZM108 264V263H107ZM110 264V263H109ZM133 264V263H132ZM136 264H138V263H136ZM148 264V263H147ZM150 264H152V263H150ZM157 264V263H156ZM257 264V263H256Z\"/></svg>", "mask_w": 264, "mask_h": 264}, {"label": "built area", "instance_id": "2783aa9c", "mask_svg": "<svg viewBox=\"0 0 264 264\" xmlns=\"http://www.w3.org/2000/svg\"><path fill=\"white\" fill-rule=\"evenodd\" d=\"M141 11L140 0H98L93 13L105 18L130 16ZM26 188L0 173V260L5 264L23 261L25 239L30 234Z\"/></svg>", "mask_w": 264, "mask_h": 264}, {"label": "crops", "instance_id": "0c3cea01", "mask_svg": "<svg viewBox=\"0 0 264 264\" xmlns=\"http://www.w3.org/2000/svg\"><path fill=\"white\" fill-rule=\"evenodd\" d=\"M47 68V67H46ZM64 90V88L63 89H59L58 88V86H56V84H49L48 86H47V90H46V92H45V94L47 95V96H49V98H51V97H54V96H57V95H60V94H62V91ZM4 118V117H3ZM5 119V118H4Z\"/></svg>", "mask_w": 264, "mask_h": 264}]
</instances>
